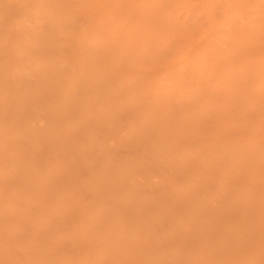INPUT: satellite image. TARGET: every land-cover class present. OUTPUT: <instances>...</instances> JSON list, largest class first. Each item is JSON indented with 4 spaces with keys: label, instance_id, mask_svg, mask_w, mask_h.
Returning a JSON list of instances; mask_svg holds the SVG:
<instances>
[{
    "label": "rangeland",
    "instance_id": "obj_1",
    "mask_svg": "<svg viewBox=\"0 0 264 264\" xmlns=\"http://www.w3.org/2000/svg\"><path fill=\"white\" fill-rule=\"evenodd\" d=\"M0 264H264V0H0Z\"/></svg>",
    "mask_w": 264,
    "mask_h": 264
}]
</instances>
